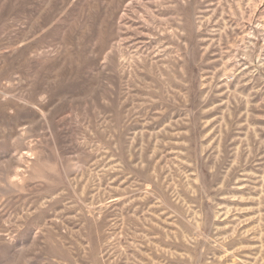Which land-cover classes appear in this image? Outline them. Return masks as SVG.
Masks as SVG:
<instances>
[{"label": "rangeland", "instance_id": "obj_1", "mask_svg": "<svg viewBox=\"0 0 264 264\" xmlns=\"http://www.w3.org/2000/svg\"><path fill=\"white\" fill-rule=\"evenodd\" d=\"M0 264H264V0H0Z\"/></svg>", "mask_w": 264, "mask_h": 264}]
</instances>
